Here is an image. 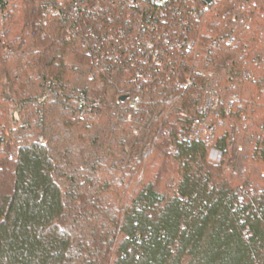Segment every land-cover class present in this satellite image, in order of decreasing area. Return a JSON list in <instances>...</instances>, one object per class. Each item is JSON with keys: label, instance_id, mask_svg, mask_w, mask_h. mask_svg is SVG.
<instances>
[{"label": "trees", "instance_id": "trees-1", "mask_svg": "<svg viewBox=\"0 0 264 264\" xmlns=\"http://www.w3.org/2000/svg\"><path fill=\"white\" fill-rule=\"evenodd\" d=\"M102 1L175 58L121 40L96 64L73 20L44 19L69 6L0 0V264H264V0ZM215 113L214 140H189Z\"/></svg>", "mask_w": 264, "mask_h": 264}, {"label": "built area", "instance_id": "built-area-1", "mask_svg": "<svg viewBox=\"0 0 264 264\" xmlns=\"http://www.w3.org/2000/svg\"><path fill=\"white\" fill-rule=\"evenodd\" d=\"M59 2L60 5H63V7L69 6L70 7V12L68 16L64 15V12L60 9V8H56L52 5H50L47 8V11H45L44 17L46 18L45 20H47L48 18H59V19H65L68 18L70 20L74 21V24L71 25V32L73 34H82L84 33L89 40H91V42L93 43V46L95 49V52L97 53L96 55H94V61L95 62H99L101 60V58L99 57V51L101 46H109L112 47V49L114 50V52H117V48H114V44L115 41L114 39L111 41V43L109 44H104L103 40L106 37V33L107 31L104 33H102L103 31V25L104 22L101 20L102 17V13H104V11L109 10L108 6L103 3L102 0H92L93 5H90L89 2H87L86 0H57ZM123 2H125V4L128 7H139L140 5H142L143 3H149L150 5H154L157 7H164L165 9H171V11L175 12L176 10V3L177 0H121ZM68 4V5H67ZM97 14H100L99 18L96 16ZM140 15V14H139ZM132 17V18H131ZM135 17V16H134ZM134 17L132 16V13L130 12V16L128 15L126 18V24L128 25L127 22H133ZM137 17V16H136ZM141 17V16H139ZM129 19V20H128ZM108 22H113L114 18L112 17V15H108V18L106 19ZM162 23L164 24L165 28L168 27V19L166 16H164V13L161 17ZM142 28H140V26L138 27L139 31H145V25L144 23H141V20L137 21ZM132 24H130L132 26ZM140 28V29H139ZM114 33V38L118 39L119 41H123L124 42V46L125 48L128 50L129 46L130 49L131 47L134 45L136 46V50L138 52V55L140 57V59H144L143 63L147 62V59L149 58V55L152 57V59L156 62L161 63L160 57L164 56V59L167 58L168 53H166L163 49H159L155 43H151V40H145L144 38V44L145 47L149 50V54H145V48L142 46L140 39H137V36H132L130 35V32H128V30L124 29V28H114L113 30ZM156 35L158 34V32L156 31L155 33ZM110 36V34H107V37ZM164 39L163 41L165 43H170V38H167L166 35H163ZM130 38H132V41H135L134 43L129 44L127 42V40H129ZM103 43V44H102ZM175 44H171V48H174ZM147 53V52H146ZM102 57L106 58V56H108L110 59H113V61H117V57L119 55L113 54L108 52L107 50L105 51V53H102ZM102 58V59H104ZM137 59V58H136ZM139 59V58H138ZM135 60V58H134ZM140 75V73H139ZM140 77H142L144 80V78H147L148 80V76L146 75H140ZM146 79L144 81H147ZM138 90L141 91V86H138ZM141 100V95L139 93L135 94L134 96L131 97V101H130V105L133 108H137V106L139 105V102ZM223 120L221 119V117L219 116L218 113H215L214 116H210V114H208V116L205 117H201V118H197L194 120L191 130H190V134L188 136L189 140H196V141H203L205 143H211L214 138H215V130L216 128L220 127L221 125H223Z\"/></svg>", "mask_w": 264, "mask_h": 264}, {"label": "rangeland", "instance_id": "rangeland-1", "mask_svg": "<svg viewBox=\"0 0 264 264\" xmlns=\"http://www.w3.org/2000/svg\"><path fill=\"white\" fill-rule=\"evenodd\" d=\"M213 1H215V0H212L211 2H213ZM18 3V6L20 7L21 5H22V2L21 1H19V2H17ZM110 6L112 5V3L110 2V3H108ZM214 9H215V7H214ZM17 13H19V12H15V14H17ZM14 14V15H15ZM101 14V13H100ZM100 14H97L96 13V16L99 18L100 16ZM128 14H129V16H130V11L129 10H127V13H125V17H127L128 16ZM109 15H112V17L114 18V20H115V15H117V10H116V13L115 14H113V12L111 13V14H109ZM206 16H207V14H206ZM132 18V17H131ZM44 19H46L45 17H44ZM47 20H50L49 18L47 19ZM129 20V19H128ZM123 22H124V24H125V26H127V27H130L131 29L132 28H134V29H137L136 31L138 32L139 30H138V27L140 26V28H142V26L138 23V22H133V24H132V22H127L128 23V25L126 24V19H124L123 20ZM170 22H171V20H170ZM173 22V21H172ZM201 22H203V21H201ZM181 23H184V22H181ZM130 24H132V26L130 25ZM115 25H117V24H115V21H113V22H111V24H109V25H103V32L102 33H104L105 34V32L107 31V33L105 34L106 35V37L104 38V44H109V43H111V41L114 39L115 41H113V42H115V43H117L118 44V42H119V40L118 39H115L114 38V33H113V28L115 27ZM182 25H184V24H182ZM171 27L172 28H174L175 26H174V24H172L171 25ZM139 28V29H140ZM107 34H110V36H108L107 37ZM130 35H132V36H134L133 35V33H131L130 32ZM170 38V37H169ZM172 38H170V42H171V44H175L174 45V47H175V49H174V56H167V61H170V60H173V58H175V53L176 52H178V49H179V47H178V43L176 42V40H171ZM173 39H174V37H173ZM111 40V41H110ZM157 40H155V42L154 41H151V43L153 42V43H155V45H157V42H156ZM178 41V40H177ZM46 42H48V41H46ZM127 42L129 43V44H131V43H134L135 41H132V38H130L129 40H127ZM102 43V44H103ZM171 44H170V46H171ZM59 51V50H58ZM63 51L65 52V57H66V60L68 61V65H73V63L74 62H71L70 60H71V58H70V56H71V54H72V49L70 48V47H67V48H63ZM132 50L130 49V46H129V49L127 50V53L126 54H129L130 52H131ZM194 51H195V49H194ZM193 52V51H192ZM120 60V57L118 56L117 57V61L118 62H120L119 61ZM136 60L137 59H135V62H136ZM115 61V60H114ZM102 62H105V60L103 61H101L100 62V64L102 63ZM96 63V62H95ZM96 64H99L98 62L96 63ZM73 80H74V78H73ZM70 82H72V81H70ZM214 94V93H213ZM129 101H131V100H129ZM61 105V104H60ZM60 105H58V104H56V105H54L53 104V106L52 105H50L49 106V108L53 111V113H55V112H60V108H61V106ZM138 107V106H137ZM215 108H218V107H214V109ZM164 139H166V134L165 133H163L162 135H161V140H164ZM208 158H209V161L211 162V163H219L220 161H221V159H222V154H221V152L216 148V147H214V143L213 144H210V146H209V148H208ZM171 164H173V162H171ZM261 167V169H264V165H261L260 166ZM241 169H243V168H239V169H237V174H239L240 173V171H241ZM145 178H149V174H146L145 175Z\"/></svg>", "mask_w": 264, "mask_h": 264}, {"label": "water", "instance_id": "water-1", "mask_svg": "<svg viewBox=\"0 0 264 264\" xmlns=\"http://www.w3.org/2000/svg\"><path fill=\"white\" fill-rule=\"evenodd\" d=\"M207 2H211L212 0H206ZM125 97L123 96V97H121V99H124Z\"/></svg>", "mask_w": 264, "mask_h": 264}]
</instances>
